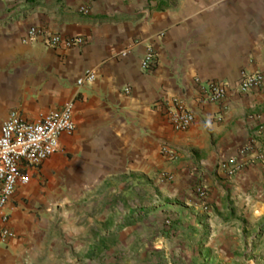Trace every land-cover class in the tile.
Returning <instances> with one entry per match:
<instances>
[{"label": "crops", "instance_id": "obj_1", "mask_svg": "<svg viewBox=\"0 0 264 264\" xmlns=\"http://www.w3.org/2000/svg\"><path fill=\"white\" fill-rule=\"evenodd\" d=\"M31 28L83 42L48 46ZM242 72L264 77V0H0V129L11 112L36 122L68 104L75 124L41 165H23L0 264H199L218 216L222 252L254 254L264 158L231 177L219 166L264 149V86L238 93ZM196 80L231 90L207 102ZM172 98L194 114L186 131L168 122Z\"/></svg>", "mask_w": 264, "mask_h": 264}, {"label": "built area", "instance_id": "obj_2", "mask_svg": "<svg viewBox=\"0 0 264 264\" xmlns=\"http://www.w3.org/2000/svg\"><path fill=\"white\" fill-rule=\"evenodd\" d=\"M87 13V7L79 9ZM31 37L41 35L48 46L56 47L64 44L67 47L79 46L82 39L79 37L62 38L56 34H48L31 28ZM156 54L148 50L140 62V67L145 71H151L156 64ZM92 74L87 75L84 81L90 80ZM82 79L78 80V86L83 85ZM196 84L200 87L203 100L211 103H223L231 86L225 82L210 81L202 85L199 80ZM264 86V77L261 73L242 72L238 77L234 89L241 94L250 91H260ZM168 122L178 132L186 131L194 121V114L182 99L172 98L166 107ZM75 130L73 121V105L68 104L62 109L50 111L38 121H28L16 112H11L0 129V245H6L16 237L10 227V216L6 211L8 203L13 198L16 187L28 184L30 176L24 172L23 165L39 166L46 161L58 147L59 137L63 134L71 135ZM256 158H264V149L255 147L250 143L239 151L238 158L231 157L220 163V168L226 176H234L248 161L251 153ZM171 159L176 158L171 154ZM201 198L206 196L205 190H197Z\"/></svg>", "mask_w": 264, "mask_h": 264}, {"label": "rangeland", "instance_id": "obj_3", "mask_svg": "<svg viewBox=\"0 0 264 264\" xmlns=\"http://www.w3.org/2000/svg\"><path fill=\"white\" fill-rule=\"evenodd\" d=\"M203 212L206 211L207 206L203 205ZM223 224L218 219L214 222V232L212 228L209 232H205V237L202 238L200 245L205 242L208 248L204 253H200L202 261L199 264H244V261H251L252 258L255 259L254 264H264V237L261 235L259 238V246L256 247L254 254L249 252L237 253L233 255H227L222 252L221 245L224 242V237L220 235L218 228ZM167 225V224H166ZM241 245L244 246L243 250L246 251L250 245V238L247 237L242 240ZM229 256V257H228ZM230 256L232 258H230ZM243 256L245 257L242 261ZM205 257V259H203Z\"/></svg>", "mask_w": 264, "mask_h": 264}]
</instances>
